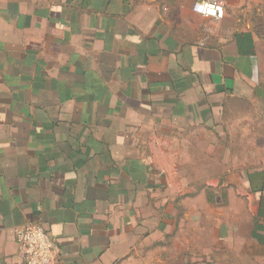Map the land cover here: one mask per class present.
<instances>
[{
	"label": "crops",
	"instance_id": "crops-1",
	"mask_svg": "<svg viewBox=\"0 0 264 264\" xmlns=\"http://www.w3.org/2000/svg\"><path fill=\"white\" fill-rule=\"evenodd\" d=\"M197 1L0 0V264H25L31 222L57 264H120L170 178L264 147V0H226L219 28ZM241 171L264 247V168Z\"/></svg>",
	"mask_w": 264,
	"mask_h": 264
},
{
	"label": "rangeland",
	"instance_id": "rangeland-1",
	"mask_svg": "<svg viewBox=\"0 0 264 264\" xmlns=\"http://www.w3.org/2000/svg\"><path fill=\"white\" fill-rule=\"evenodd\" d=\"M208 19L220 27V21ZM262 55L264 75V49ZM254 117L253 125L264 134L261 115ZM252 144L250 139L246 164L235 157L240 153L235 148L231 161L219 162L224 153L218 146L215 162L201 155L199 171H188L181 180L170 178L169 194L162 198L167 218L154 220L153 237L143 232L136 252L120 264H264V247L252 237L259 196L250 192L241 171L244 166L264 168V147ZM161 197L154 196V208L160 209Z\"/></svg>",
	"mask_w": 264,
	"mask_h": 264
},
{
	"label": "built area",
	"instance_id": "built-area-1",
	"mask_svg": "<svg viewBox=\"0 0 264 264\" xmlns=\"http://www.w3.org/2000/svg\"><path fill=\"white\" fill-rule=\"evenodd\" d=\"M226 0H199L193 10L217 21L223 19ZM16 241L25 264H57L60 248L40 223H27L16 229Z\"/></svg>",
	"mask_w": 264,
	"mask_h": 264
},
{
	"label": "trees",
	"instance_id": "trees-1",
	"mask_svg": "<svg viewBox=\"0 0 264 264\" xmlns=\"http://www.w3.org/2000/svg\"><path fill=\"white\" fill-rule=\"evenodd\" d=\"M251 38V37H250ZM250 48H252V45H250ZM242 50H243V47H242ZM255 236H257V234H255Z\"/></svg>",
	"mask_w": 264,
	"mask_h": 264
}]
</instances>
